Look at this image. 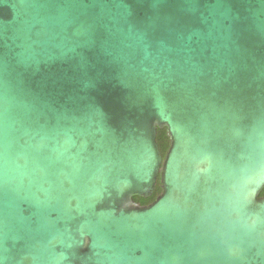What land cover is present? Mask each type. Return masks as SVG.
<instances>
[{
	"label": "water",
	"instance_id": "95a60500",
	"mask_svg": "<svg viewBox=\"0 0 264 264\" xmlns=\"http://www.w3.org/2000/svg\"><path fill=\"white\" fill-rule=\"evenodd\" d=\"M263 190L264 0H0V264H264Z\"/></svg>",
	"mask_w": 264,
	"mask_h": 264
},
{
	"label": "trees",
	"instance_id": "16d2710c",
	"mask_svg": "<svg viewBox=\"0 0 264 264\" xmlns=\"http://www.w3.org/2000/svg\"><path fill=\"white\" fill-rule=\"evenodd\" d=\"M156 143L158 145V149L160 151L162 158H164L169 147V138L167 136L166 129L157 130ZM160 193H161V189L158 179L154 188V192L150 198L141 199L138 197H134L133 200L141 206H147L151 204ZM260 196H264V190L261 192Z\"/></svg>",
	"mask_w": 264,
	"mask_h": 264
}]
</instances>
